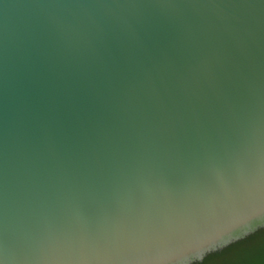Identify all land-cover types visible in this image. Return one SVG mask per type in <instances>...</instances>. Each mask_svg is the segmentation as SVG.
Masks as SVG:
<instances>
[{
  "label": "water",
  "instance_id": "obj_1",
  "mask_svg": "<svg viewBox=\"0 0 264 264\" xmlns=\"http://www.w3.org/2000/svg\"><path fill=\"white\" fill-rule=\"evenodd\" d=\"M264 228V0H0V264H194Z\"/></svg>",
  "mask_w": 264,
  "mask_h": 264
},
{
  "label": "trees",
  "instance_id": "obj_2",
  "mask_svg": "<svg viewBox=\"0 0 264 264\" xmlns=\"http://www.w3.org/2000/svg\"><path fill=\"white\" fill-rule=\"evenodd\" d=\"M194 264H264V228Z\"/></svg>",
  "mask_w": 264,
  "mask_h": 264
}]
</instances>
